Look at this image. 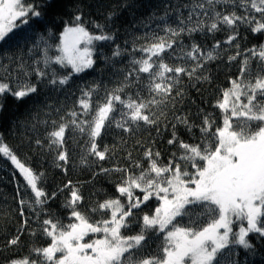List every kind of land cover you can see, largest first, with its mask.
<instances>
[{
    "label": "snow or ice",
    "instance_id": "6c2138e0",
    "mask_svg": "<svg viewBox=\"0 0 264 264\" xmlns=\"http://www.w3.org/2000/svg\"><path fill=\"white\" fill-rule=\"evenodd\" d=\"M219 2L221 0H191L190 4L184 5L189 8L187 16L178 15L175 27L165 25L164 36L146 37L149 42L134 49L144 55L131 61L133 72L128 75L135 74L139 82L140 73L148 74L149 83L145 87L151 98L122 99L120 93L130 86L125 83L107 92L103 99L93 104V94L97 89H82L81 98L77 101L81 111H69L68 115L73 119L68 122L57 124L52 121L53 128L46 134L48 147L56 150V159L68 162V155L63 149L69 125L74 131L87 135L88 156L98 161L108 159L107 153L111 149L105 145L102 151L98 150L97 140L102 137L103 130L113 123L124 132L139 129L141 125L156 126L159 134L160 116L166 117L167 114L161 110L156 115L150 106H166L170 102L169 98L174 100L172 94L175 85L182 82V75L190 80L210 81L211 77L203 74L208 71L206 66L220 58L217 51L221 48L219 42L213 44L210 50H204L193 43L190 50L182 48L183 55L179 57L195 62L190 71L179 64L165 63L163 54L169 49L175 53L173 44L176 40L173 38L183 34L191 37L205 30L215 33L221 30L218 24L234 29L237 21L248 24L255 21L252 32L264 31V22L255 20V17L249 19L248 16H238L234 11L227 14L216 12L214 5ZM246 4L264 18V0H241V6ZM209 9L214 13L209 18L210 23L204 19ZM41 15V11L25 3V0H0V42L8 39L13 30L20 26L16 23L18 20L27 24L29 17ZM95 26L99 29L98 34L86 29L81 14L74 15L60 33L56 45L58 54L54 58L48 56L52 46L46 40L42 42L43 63L46 67L55 64L63 69H71L70 73L62 76L54 73L48 80L51 86H64L71 75L93 68L95 61L91 46L94 42L113 39L111 35L105 34L99 24ZM235 38L229 35L224 43L232 44ZM236 47L239 49V45ZM249 52L251 57L258 58L259 64L253 66L247 57L241 61L240 74L230 80L231 86L222 90L221 97L213 105L222 114V126H216L213 131L216 121L211 118V114L206 115L200 126V142L191 144L179 138L176 127L182 124L191 132L194 125L186 117L176 116V123L172 124V136L167 143L177 145L180 151L172 152L166 164L161 162L159 151L148 148L143 153L144 160L148 162L147 168L139 161H133L131 167L124 168L117 166L108 169L101 166L100 173L123 175L115 186L119 195L105 199L91 208V212L99 214L100 219L94 220L91 215L80 210L83 197L79 189L69 181L64 185L69 190V197L63 205L70 210L68 222L46 215L40 233L50 242L46 246L30 249L35 259H11L7 264H216L218 253L230 243V235L234 237L232 242L244 248L249 247L246 240L249 233L264 237V45L259 49H250ZM119 55V51L113 53V56ZM239 55L238 51L236 56H229L228 60L234 61ZM0 67L7 69V65ZM20 67H23L22 62ZM169 73L174 75L168 76ZM24 75L28 76L29 73L25 71ZM35 75L40 80L47 73L37 69ZM127 80L128 76H125ZM37 91V85L27 80H18L15 85L0 80V97L11 95L19 101ZM139 95L137 93V97ZM183 95L181 90L175 91V96ZM117 105L122 107L118 109ZM116 113H119L123 122L116 119ZM78 116L90 118L77 119ZM60 119L64 121L63 116ZM36 144L40 145L41 141L37 140ZM0 156L10 161L23 178L26 188L31 190L32 196L22 198L20 203L36 209L39 220L41 213H47L44 205L54 199L56 193L49 195L39 187L38 182L43 173H35L2 142ZM130 157L131 153L126 159ZM81 163H87L86 158H82ZM57 167L61 165L57 164ZM132 168L138 169V174ZM24 195H28L27 191ZM153 199L158 204L151 213H144L140 217L139 231L125 234L124 230L130 228L136 216L134 210L141 209L142 205ZM178 217H188L189 223L181 224ZM234 220L246 221L247 226L234 233ZM150 234H163L155 252H146ZM20 239L19 234L14 236L7 241V246L11 248L18 245Z\"/></svg>",
    "mask_w": 264,
    "mask_h": 264
},
{
    "label": "trees",
    "instance_id": "16d2710c",
    "mask_svg": "<svg viewBox=\"0 0 264 264\" xmlns=\"http://www.w3.org/2000/svg\"><path fill=\"white\" fill-rule=\"evenodd\" d=\"M25 3L35 6L42 15L29 17L27 24H22L18 20L16 23L20 26L13 30L8 39L0 42V65H7L6 70L0 67V80L12 85L18 80H27L36 84L38 91L19 101L11 95L0 97V142L6 144L35 173H43L38 186L49 195L55 192L56 196L44 205L47 213H41L38 220L36 209H30L20 203L22 198L28 199L32 196L31 190L26 188L23 178L10 161L0 156V264H7L11 259L36 258L30 249L46 246L50 242L40 233L46 215H51L53 219L59 217L64 223L68 222L70 210L63 205L69 197V190L64 188L69 181L79 189L83 197L79 205L80 210L91 215L94 220L100 219V215L92 213L91 208L105 199L119 195L115 186L123 175V173H100L101 166L108 169L117 166L124 168L131 167L133 161H139L144 168H147L148 162L144 160L143 153L148 148L159 151L161 162L166 164L172 152L180 151L177 145L167 143L172 136V124L176 123V116L186 117L189 123L194 125L191 132L182 124H177L176 127L179 138L191 144L200 142V126L206 115L211 114V118L216 121L213 131L216 126H222V114L213 105L217 98L221 97L222 90L231 86L230 80L240 74L241 61L247 57L253 66L259 64L258 58L251 57L249 50L259 49L264 45V31L253 33L251 30L255 26V21L252 24L237 21L234 29L218 24L221 30L215 33H208L205 30L194 33L191 37L183 34L179 38H173L176 40L173 44L175 53L169 49L163 54V59L165 63L179 64L189 71L195 62L186 58L179 59L183 55L182 48L190 50V46L195 43L204 50H210L213 44L217 42L221 44V48L217 49L220 58L208 64L206 66L208 71L203 73L211 77L210 81L190 80L186 75H182L180 77L182 82L175 85L172 94L174 100L169 98L170 102L166 106H150L151 111L156 115H159L161 110L167 114L166 117L160 116L159 134L156 126L143 125L139 129L124 132L113 123L103 130L102 137L98 138L97 143L98 150L102 151L105 145L111 149L105 161H98L95 157L88 156L87 135L74 131L69 125L65 133L66 143L63 149L68 155V162L64 163L56 159V150L48 147L46 134L53 128L52 121H56L57 124L68 122L73 119L68 115L69 111L75 110L78 113L81 111L77 101L81 98L82 89L87 90L92 87L97 89L93 94V104L96 100L103 99L107 92L125 83L130 86L120 93L122 99L151 98L145 87L149 83L148 74L140 73L139 82L135 74L128 75L133 72L131 61L140 59L144 55L134 49L147 44L149 40L146 37L164 36L165 25L175 27L178 15L187 16L189 8L184 5L190 4L191 0H25ZM214 8L216 12L222 14L234 11L238 16H248L249 19L255 17V20L264 22L261 14L252 10L250 5L241 6V0H227V2L221 0L214 5ZM78 13L82 15L84 26L88 31L98 34L99 29L95 25L99 24L105 34L111 35L113 39L94 42L91 46L95 61L92 69L71 75L64 86L53 87L48 83L53 74L62 76L70 73L71 69H63L55 64L46 67L43 63L42 42L46 40L52 46L48 50V56L54 58L58 54L56 45L59 43L60 33L66 22H70ZM212 15L214 13L209 9L208 16L204 19L210 23L209 18ZM229 35L236 37L232 44L224 43ZM236 45H239V49ZM116 51L120 52L119 56H113ZM238 51L240 55L230 62L228 57L236 56ZM37 69L47 75L38 80L35 75ZM25 71L29 73L28 76L24 75ZM125 76H128L127 81ZM176 90H181L184 93L183 97L175 96ZM137 93L140 94L139 97ZM121 107L117 105L118 109ZM115 115L117 120H121L119 113ZM61 116L64 117V121H61ZM89 118L77 117V119ZM37 140L41 141L40 145L36 144ZM129 153L131 157L126 159ZM82 158H86L87 163L82 164ZM57 164L61 167H57ZM132 171L137 174L139 172L136 168H132ZM26 191L27 196L24 195ZM137 195L142 194L137 193ZM157 204L158 202L153 199L142 205L141 209L134 210L136 216L130 228L124 230L125 234L138 232L140 217L144 213H151ZM21 212L24 213L23 216ZM177 220L183 225L189 223L188 217H178ZM18 234L21 237L19 244L9 248L7 241ZM162 235H149L146 252L156 251ZM229 239L228 247L218 253L216 264H264V237L257 233H249L246 237L248 248L232 242L234 237L231 235Z\"/></svg>",
    "mask_w": 264,
    "mask_h": 264
},
{
    "label": "rangeland",
    "instance_id": "374dc122",
    "mask_svg": "<svg viewBox=\"0 0 264 264\" xmlns=\"http://www.w3.org/2000/svg\"><path fill=\"white\" fill-rule=\"evenodd\" d=\"M246 226H247V222L246 221L240 222V221H235L234 220V222L232 224V228H233V231H235V233H238L239 229L241 227H246Z\"/></svg>",
    "mask_w": 264,
    "mask_h": 264
}]
</instances>
